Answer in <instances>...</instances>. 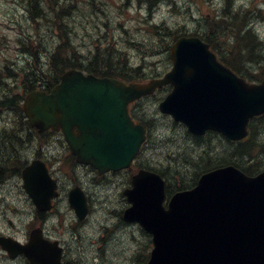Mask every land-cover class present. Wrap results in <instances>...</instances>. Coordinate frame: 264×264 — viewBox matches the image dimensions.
Returning <instances> with one entry per match:
<instances>
[{
  "label": "water",
  "instance_id": "water-1",
  "mask_svg": "<svg viewBox=\"0 0 264 264\" xmlns=\"http://www.w3.org/2000/svg\"><path fill=\"white\" fill-rule=\"evenodd\" d=\"M170 57L172 70L149 83L68 71L50 93L26 96L22 110L33 127L60 126L78 162L101 174L130 167L144 128L133 125L127 105L162 85L172 90L159 111L190 133L212 130L232 141L246 138L249 119L264 114V82L249 85L236 77L197 38L177 40ZM75 125L82 131L79 140L72 135ZM28 175L25 171L24 187L30 191ZM131 184L124 195L132 207L123 219L151 234L154 248L146 264H264V172L247 177L232 166L212 170L201 175L195 188L174 194L166 209L160 176L142 170ZM30 195L39 204V197ZM70 201L83 219L85 201L74 193ZM0 247L10 257L23 254L30 264H60L59 252L33 237L27 246L0 238Z\"/></svg>",
  "mask_w": 264,
  "mask_h": 264
},
{
  "label": "trees",
  "instance_id": "trees-1",
  "mask_svg": "<svg viewBox=\"0 0 264 264\" xmlns=\"http://www.w3.org/2000/svg\"><path fill=\"white\" fill-rule=\"evenodd\" d=\"M166 1L170 2L171 0ZM66 14L68 17L66 16V18L61 19L56 16L55 11L54 15L60 21H54V24L68 23L72 14H70L69 11H67ZM57 18L55 19L57 20ZM233 29L235 28L233 27ZM154 33L159 38V42L154 40L152 41V45L151 43L148 45L144 44L145 48L140 47L138 51L144 59L149 58V55L154 56L160 54V58L165 55L164 57L167 60L168 57L166 53L169 50V44L172 40L176 39L178 35L175 30L168 32L161 27L157 29V31H154ZM67 35V32H62L61 35H59L62 42L54 49L55 51L53 54L43 49L44 52H41V54H45L43 63H39V61L33 59L30 68L36 65L40 70V78L32 77L29 75L28 71L23 72V81L19 83L22 87L23 94L34 91V89L38 87H47L49 89L57 83L59 76L64 71L75 67H78L75 69H79L81 68L80 66H83L82 68H92L100 72V76L104 75L118 78L125 82L145 80L161 74L160 72H155V70L146 71L141 70L140 66L134 67L131 64L129 65L128 59L124 58L120 51L114 50L107 52L102 50L100 52L98 48L99 45L97 48L100 53H93L90 51L88 55H82L80 52L76 51L77 49L74 47L73 39H70L69 35ZM145 42L146 41H144V43ZM231 47H233L234 51ZM261 48L263 47L253 42L251 37L242 36L238 38L235 45L230 44V51L236 54L235 59L239 58L241 62L236 61L233 64L236 66H243L244 68L248 66L253 68L256 67L264 71V55L260 52H256V50H261ZM252 50H254V52H252ZM149 64L154 66V63L150 62ZM47 65L48 69L44 70ZM1 71L2 69L0 67V72ZM4 76L10 78V83L7 85L0 76V117L3 113H8L7 115L10 116L9 122H11L10 126H12V128L0 130V141L3 137L8 135L17 136V139L22 136V138L25 139L27 137L25 132L29 126L20 110L23 98L22 95L17 93L16 85L19 77L16 72L12 73V70H9V73L4 74ZM262 79V77H258L253 81H260ZM168 91V87H163L161 90L157 91L155 95L139 100L131 107L130 112L135 121L143 123L148 130L147 142L142 148V151L151 147L155 149V151L160 152L158 157L165 153V157L162 161L157 159L155 162L156 164L153 161L151 162L154 163V165L150 163H143L142 165L137 163V166L157 171L166 182L167 194H172L178 190L190 189L196 185L195 183L201 174L215 168L224 167L225 165H233L247 175H256L259 171L264 170V138L260 137L261 134L264 135V132L259 135L258 131L260 125L264 128V116L251 121L250 136L243 142L231 143L212 132L197 138L191 136L180 125L173 124L167 121V119L164 121L160 119L161 122H156L155 119L159 117L156 109L157 103L163 99ZM164 122L167 124V129H161L158 124ZM162 130H164V132H162ZM18 153V151H14L13 147L9 152V156H6L9 158L3 157L5 164L2 163V167H12L13 163H20ZM3 178L5 180L7 174L2 170L0 172V179L2 180ZM141 234L145 235L143 233ZM148 247V240L146 238L143 250L136 252L134 255L135 264L146 263L148 258L146 257Z\"/></svg>",
  "mask_w": 264,
  "mask_h": 264
},
{
  "label": "rangeland",
  "instance_id": "rangeland-1",
  "mask_svg": "<svg viewBox=\"0 0 264 264\" xmlns=\"http://www.w3.org/2000/svg\"><path fill=\"white\" fill-rule=\"evenodd\" d=\"M124 1L125 0H73V3L75 4V6L74 8H71V10L73 11L76 10L77 12L76 11L75 13L73 11L71 12L72 15L70 16L68 20V26H69V32H70L69 36L70 38L73 39L74 47L75 49H77L78 52L82 51V55H88L90 51H94L93 46L95 45L94 43L97 42L98 38H100L101 42L105 41L106 43L105 45L111 44L112 45L111 47H114L115 45H117L119 49L124 51L125 50V40L127 39V37L123 35L119 36L118 34V24L119 23L123 25L124 23H126L127 27L131 28L132 31H136L133 33L129 32V34L132 33L133 38L135 40L137 37L136 35L137 32L139 34L143 33V31L139 32L136 30V29L142 28L141 27L142 25L137 21L136 18L138 17L142 18L146 16L147 14L146 11L143 9L141 3L139 4L138 0H126L127 1L126 4L124 3ZM242 1L244 2L247 1V4H249V0H242ZM51 2L53 4L55 0H51ZM180 2L178 1L179 9H181L183 6L187 7L188 4H190L189 9L188 7L187 8L184 7V9L181 10L183 14L181 12L180 14L171 12V14L166 15L167 11H164L162 8L163 6L159 5V7L158 8L156 7L154 10V14H153L154 20L156 21L158 19V22H159V20L161 19L160 17H163L165 18V22L163 21L164 27L168 25L169 29H175L177 27H181L183 23L191 21V20L193 21L194 19H197L199 21H204L203 19L206 18L207 14L211 13L209 0H201V1L199 0L182 1L181 0ZM189 2H193V4ZM99 3H101L100 6H102L101 9H103L102 11L103 14L99 12L98 14L99 16H98L95 12L98 10ZM253 4L254 2L250 3L249 7L252 8ZM193 5H194V8H193ZM66 6L67 5L65 4L64 8ZM56 7L59 8V6H57L56 3H54L53 6L50 7L51 14L53 15L52 21L55 19L54 14H55ZM122 11H124L123 15L121 13ZM196 11H197V14L195 15ZM12 15H13L12 6L8 4L7 2H5L4 0H0V63L2 62L5 63V60L11 61V62L14 61V62H18V66L21 67V66H24V63L22 62L23 58L22 57L20 58L18 56V55H21V53L19 52V49L25 47V45H23L20 41L17 42L16 40L17 35H15L14 32L8 29L9 28L8 19ZM31 15L35 16L33 13H31ZM178 17L180 18L179 20H177ZM259 18H260V22L257 25L256 30H258L257 34H259V36L264 40V10L259 13ZM101 21L106 23L105 25L107 26L101 27L102 25ZM18 22H20V24L26 25V22L22 20L18 19ZM36 24L37 25L41 24L40 25L41 29L39 30V34L41 38L43 39L42 48L44 49V51L49 50L52 52L59 43L57 42L58 38L55 37L56 34H53L51 32L49 33L48 27L47 25H45V20L43 17L41 19H37ZM53 26H54V22L51 23L52 29L54 28ZM143 35H145L147 39L146 40L147 45L149 43H151L152 45V41L154 40L159 42V38L153 33L145 32L143 33ZM23 37H24V34H21L19 36V39ZM51 37H55V38H51ZM83 44H85L86 46H82ZM103 47L104 46H102V48ZM25 51L28 52V50H25ZM132 57L134 59H132L131 63L134 65L141 64L142 60L144 59L141 54H138L137 56L135 54ZM26 58H28V55L24 57L25 63H26ZM32 61H33V57L30 58V62ZM150 62L155 63L154 66L150 65L149 64ZM144 63H146L150 69L156 70V68L161 63V60L159 58H156L155 56H150V58L144 61ZM7 120L8 119L6 118L3 120L0 119V124H3V122ZM158 124L160 125V127H162L161 129L168 128L165 122L158 123ZM258 131L260 135V133L264 132V128L261 127L260 125L258 128ZM162 132H164V130H162ZM260 137L264 138V135L261 134ZM13 147H14L15 152L19 151L17 146L13 145ZM157 154H160V152H158ZM152 155L153 154L151 153H147L144 159L150 158ZM164 157H165V153L162 154L158 158L162 161ZM63 158H64V155L61 156V159ZM156 161H157V158H154L153 162H156ZM5 168L7 170L8 169L10 170L9 166H6ZM87 185L93 193V200H95V205H94L93 215L87 225L86 236H93L98 233V229L94 231V227L97 225V223H98V226L104 227L114 222L112 221L111 217L114 216L115 213L117 212L116 209L120 207V203H119V199H117L118 195H117V190L115 188H110V187L92 188L91 181H89ZM19 201H20L19 202L20 205L18 209L21 212L20 215L17 213L16 217H14V216H11L9 212L7 213V215L10 216V221H13L15 228H8L7 222L9 221V219H5L4 217H2L1 220H4V222L0 225V230L7 231L12 237L15 235L16 238L20 239V241H25L23 237H24V234L28 233V227L24 226V223H26V225L29 223L30 205L28 201H24L22 198ZM103 201H107L108 203L101 204L100 202H103ZM25 219H27V222H24ZM13 224L11 226H13ZM59 228H55L54 232L61 235L63 230H62V227H59ZM125 234L122 233L118 235L116 238L110 237L106 241L100 243L99 246L104 247L102 250L103 252L97 250L96 248L93 249V251H97L98 253L97 255L92 254V250H90V247H87L90 244H92V242H89V241L86 242L85 247L88 248L86 251L85 249H82L76 246V244L75 246L71 245V241L69 239L68 242L70 244L68 245L69 250L67 253V259L78 262V264H82V263L83 264H86V263L87 264L89 263L90 264H134L130 256L132 253L137 252V249L140 250L143 247V245H141V247L135 243L131 245V242L129 240V234H126V235ZM96 237L97 235L94 237V239ZM137 237L138 235H136V238ZM94 239L92 240L93 242H94ZM140 240L142 241L141 238ZM75 248L77 249L78 252L76 251ZM101 253L104 256H102ZM16 263L23 264L21 261L9 262L5 258V256L0 252V264H16Z\"/></svg>",
  "mask_w": 264,
  "mask_h": 264
},
{
  "label": "bare ground",
  "instance_id": "bare-ground-1",
  "mask_svg": "<svg viewBox=\"0 0 264 264\" xmlns=\"http://www.w3.org/2000/svg\"><path fill=\"white\" fill-rule=\"evenodd\" d=\"M62 1L63 0H55V2H57V3H62ZM181 1V0H180ZM179 1V2H180ZM182 1H184V0H182ZM194 1V0H193ZM124 3L126 4L127 3V1L125 0L124 1ZM181 3V2H180ZM179 3V4H180ZM189 3H192L193 4V2H189ZM198 3V2H197ZM182 4V3H181ZM187 4V3H186ZM189 5V4H188ZM198 5V4H197ZM182 6V5H181ZM102 7V6H101ZM184 7H186V6H184ZM188 7V6H187ZM186 7V8H187ZM192 7V6H191ZM193 8H194V5H193ZM116 10V9H115ZM195 10H196V8H195ZM193 11V10H192ZM191 11V12H192ZM74 12V11H73ZM77 12V11H76ZM159 12V11H158ZM195 12V11H194ZM97 15L99 14V9L95 12ZM181 13H182V11H181ZM160 14V13H159ZM169 14V13H168ZM168 14H166V15H168ZM173 14V13H172ZM183 14V13H182ZM188 14H189V12H188ZM197 14V11H196V13H195V15ZM194 15V16H195ZM99 16V15H98ZM173 16V15H172ZM178 16V15H177ZM174 17H176V16H174ZM170 18V17H169ZM168 18V19H169ZM189 18V17H188ZM180 18L178 17V19L177 20H179ZM190 19V18H189ZM185 21V20H184ZM139 22V21H138ZM168 22V21H167ZM174 22V21H173ZM176 27V26H175ZM41 33V32H40ZM42 34V33H41ZM165 37V36H164ZM169 37V36H168ZM168 39V38H167ZM56 41V40H55ZM53 44V43H52ZM106 43L105 42H102V44H99V46H98V48H99V51L101 52L102 50L104 51H107V52H109V51H111V44H107V45H105ZM235 45V44H234ZM102 46H104L103 48H102ZM54 47V46H53ZM98 48L96 47L95 49H94V51H92L93 53H96V52H99L98 51ZM46 52H48L49 53V51H46ZM99 52V53H100ZM18 56H20V55H18ZM123 56V55H122ZM124 57V56H123ZM122 58V57H121ZM6 59V58H5ZM103 59H104V57H103ZM76 60V59H75ZM74 60V61H75ZM16 61H17V59H16ZM57 62H58V60H57ZM60 63V62H59ZM90 67V66H89ZM48 69V65L44 68V70H47ZM26 71H28L29 72V75H31L32 77H38V78H40L41 77V75L39 74V72H40V70H39V68L36 66V65H33V67L32 68H28ZM6 113V112H5ZM162 128V127H161ZM21 138H19V139H17V136H11V135H8V136H6V137H3L2 138V140L0 141V156H1V158H0V172L3 170V172L6 174V171H5V168H3L2 167V163L3 164H5L4 163V156H5V158H9V157H6V156H9V152L13 149V145H15V146H21L23 143H24V139L22 138V136H20ZM8 165V164H7ZM8 181H9V179H8ZM10 182V181H9ZM5 181H4V178L1 180L0 179V197H3V195H4V191H5ZM21 200V199H20ZM20 202V201H19ZM22 208V207H21ZM21 213V212H20ZM12 216V215H11ZM15 217V216H14ZM19 217V216H18ZM4 218L5 219H10V216H8V215H4ZM16 219V218H15ZM41 223H42V226H44V228H45V230H47V231H51V229L53 228V226H52V224H50L49 222H46L45 220H41ZM73 246H75V245H73ZM77 246V245H76ZM73 249V248H72ZM76 249V248H75ZM78 250H80V249H78ZM76 251H77V249H76ZM85 251V250H84ZM78 252V251H77ZM103 252V251H102ZM106 252V251H105ZM80 253V252H79ZM81 254V253H80ZM102 254V253H101ZM102 256H104L103 254H102ZM82 257V256H81ZM101 261V260H100ZM83 262V261H82ZM87 262V261H86ZM91 262V261H90ZM78 263V262H77ZM81 263V262H80ZM17 264V263H16ZM19 264V263H18ZM83 264V263H82ZM87 264V263H86ZM90 264V263H89Z\"/></svg>",
  "mask_w": 264,
  "mask_h": 264
},
{
  "label": "flooded vegetation",
  "instance_id": "flooded-vegetation-1",
  "mask_svg": "<svg viewBox=\"0 0 264 264\" xmlns=\"http://www.w3.org/2000/svg\"><path fill=\"white\" fill-rule=\"evenodd\" d=\"M257 1V0H255ZM264 10V1H257V8L255 7V10L252 11L251 15L253 19H248L246 24H248V29H251L253 30V28H255V26L257 25V23H259L258 19L259 18V13L261 11ZM207 26V25H206ZM204 26V27H206ZM201 27V26H200ZM200 27H197L196 28V32L200 33H196V34H193V35H198L199 37H201L203 40H206L207 41V44L210 45L212 51L214 52L215 55H217L218 59H222L224 61H228L230 62L231 60L233 62H241V60L238 59H235L236 58V55L234 53L229 52L227 51L228 50V46H230L231 43L227 42V41H224V40H221V39H217V36H216V32H209V30H206V32H202V30H204V28H200ZM208 32V34H207ZM207 35H205V34ZM244 62V60H243ZM243 64V63H242ZM250 72H243V75L242 77L244 78H247V77H250ZM5 185L9 183L8 179H5ZM51 215V216H49ZM52 217V214H48V215H45V214H41V213H36L35 214V219L36 221H39L40 224H41V220H45L46 222L49 221V218ZM47 235V234H46Z\"/></svg>",
  "mask_w": 264,
  "mask_h": 264
}]
</instances>
